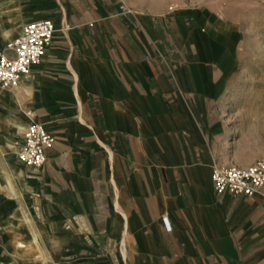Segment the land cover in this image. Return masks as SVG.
<instances>
[{"label": "crops", "instance_id": "crops-1", "mask_svg": "<svg viewBox=\"0 0 264 264\" xmlns=\"http://www.w3.org/2000/svg\"><path fill=\"white\" fill-rule=\"evenodd\" d=\"M41 19L52 42L0 88V264H264L263 198L211 182L264 160V124L218 105L236 30L204 6L0 0V44ZM26 111L54 136L39 168L15 156Z\"/></svg>", "mask_w": 264, "mask_h": 264}, {"label": "built area", "instance_id": "built-area-1", "mask_svg": "<svg viewBox=\"0 0 264 264\" xmlns=\"http://www.w3.org/2000/svg\"><path fill=\"white\" fill-rule=\"evenodd\" d=\"M125 3L127 0H120ZM55 26L49 19L26 23L13 40L0 44V88H16L33 64L39 62L53 40ZM30 118L31 112L26 111ZM16 158L24 165L41 167L46 161V150L54 144V136L44 125L30 118L20 141L15 143ZM211 182L217 195L223 193L252 196L259 194L264 200V160L247 166L212 164ZM166 230L171 226L168 217H161Z\"/></svg>", "mask_w": 264, "mask_h": 264}, {"label": "rangeland", "instance_id": "rangeland-1", "mask_svg": "<svg viewBox=\"0 0 264 264\" xmlns=\"http://www.w3.org/2000/svg\"><path fill=\"white\" fill-rule=\"evenodd\" d=\"M180 7L204 6L239 35L237 62L219 96L232 132L264 124V0H155ZM242 131V129H241ZM222 164V163H221ZM230 165L228 161L223 163Z\"/></svg>", "mask_w": 264, "mask_h": 264}]
</instances>
